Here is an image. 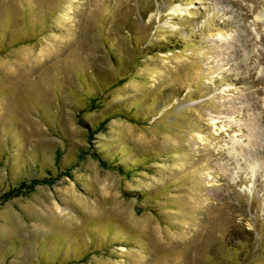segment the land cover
Masks as SVG:
<instances>
[{
	"label": "rangeland",
	"instance_id": "rangeland-1",
	"mask_svg": "<svg viewBox=\"0 0 264 264\" xmlns=\"http://www.w3.org/2000/svg\"><path fill=\"white\" fill-rule=\"evenodd\" d=\"M0 264H264V0H0Z\"/></svg>",
	"mask_w": 264,
	"mask_h": 264
},
{
	"label": "bare ground",
	"instance_id": "bare-ground-1",
	"mask_svg": "<svg viewBox=\"0 0 264 264\" xmlns=\"http://www.w3.org/2000/svg\"><path fill=\"white\" fill-rule=\"evenodd\" d=\"M52 208V207H51ZM55 208V207H54ZM61 209V207H59L58 205H56V208H55V211L57 212L58 210H60Z\"/></svg>",
	"mask_w": 264,
	"mask_h": 264
}]
</instances>
